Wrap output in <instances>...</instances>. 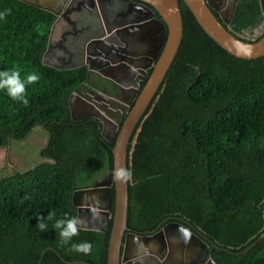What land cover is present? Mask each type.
Here are the masks:
<instances>
[{"label": "trees", "instance_id": "16d2710c", "mask_svg": "<svg viewBox=\"0 0 264 264\" xmlns=\"http://www.w3.org/2000/svg\"><path fill=\"white\" fill-rule=\"evenodd\" d=\"M4 9L11 14L0 21V70H18L21 79L35 72L40 79L26 86L27 106L0 92V148L24 139L35 126L47 133V143L37 164L0 172V264H106L113 202L106 232L80 228L73 237L92 244L88 255L61 246L53 229L65 214L76 215L74 191L91 187L103 174L112 177L114 141L102 136L97 119L76 121L69 114V97L87 71L43 62L56 19L52 12L20 0H0ZM179 9V49L127 147L133 178L126 227L139 235L167 221L193 225L212 239L217 264H264V237L242 252L264 232V56L228 53L183 0ZM231 21V29L224 27L234 36L246 42L261 38L264 27L254 39L243 34L264 21L262 0H237ZM151 115L146 139L152 142L138 147V130ZM187 147L194 153L186 158ZM38 217L45 218L44 232Z\"/></svg>", "mask_w": 264, "mask_h": 264}, {"label": "water", "instance_id": "95a60500", "mask_svg": "<svg viewBox=\"0 0 264 264\" xmlns=\"http://www.w3.org/2000/svg\"><path fill=\"white\" fill-rule=\"evenodd\" d=\"M27 4L36 6L41 9L52 12L57 16L56 21L64 12L68 10L73 0H55V5H47L44 2L52 3L50 0H20ZM49 1V2H48ZM131 8L129 7L128 13H145L146 15L127 22L126 24L116 27L115 31H130L142 29L145 32V27L150 22H155L161 29V36L158 39L155 53L150 56L149 64L143 67H136L134 71L129 67V74L132 72L142 74L144 79V85L139 93L138 91V78L131 77L130 81L117 82L125 87L131 94L129 104L133 101L132 106L129 108L127 104L121 103V101H115L116 105H113V109L117 115H108V120L101 119L97 114L89 111L76 118L73 115V99L76 97L74 93H71L69 97V109L73 120H80L84 118H98L102 123V136L109 142L114 141L112 147L113 158V171L112 177L107 176L106 182H102L99 186L93 185L88 188L78 189L72 194L73 205L77 209L76 216H78L83 224L80 228L91 229L97 231H107L108 220L111 217V204L114 203V209L112 213V225L109 233V240L107 246L106 264H120L128 259L137 260L140 256L154 252L150 249V244L157 245V250L161 249L162 253L165 251L164 244H157L154 238L157 237L159 242L163 241V230L166 229V236L170 238V235L177 238H187L192 231L182 226L178 222H171L164 226L162 230L157 231L151 235H138L135 233H127L124 244L122 245V237L126 230L127 220V203H128V182H120L115 179L114 173L116 169H127L126 157L127 147L131 135L143 116L145 110L149 106L155 93L159 89L170 65L172 64L174 57L179 49L181 39L183 36L182 15L179 9V0H129ZM193 17L203 29V31L221 48L228 53L243 59H255L264 56V34L258 40L246 42L239 37L231 34L223 24L215 17L210 10V4L205 0H183ZM264 6V0H262ZM155 12L158 13L160 19L154 17ZM137 16H135L136 18ZM226 23L229 20L225 21ZM55 22L51 27L49 35L48 45L43 55V62L45 61V54L49 50V42L51 40V34L54 28ZM117 29V30H116ZM114 31V32H115ZM129 32V33H130ZM101 41V40H99ZM150 41V40H149ZM151 46V43L149 44ZM95 55L99 60L105 57L103 52H96ZM149 58L148 55L142 54ZM132 58H139L138 54H131ZM50 65V64H49ZM151 71L147 74V69ZM88 70L90 66L88 65ZM130 75H126L124 79H128ZM86 107V105L84 106ZM89 108V107H88ZM122 120V125L118 130L115 137L117 127ZM115 138V139H114ZM31 167V166H30ZM16 169V168H15ZM108 190L107 193V205H99L97 203H90L95 192L100 191L98 187ZM181 229L178 231L177 229ZM195 242L192 244L195 246L193 249L192 258L196 260V264H217L211 257L210 247L201 240L197 235H193ZM264 237L262 232L255 241L242 250L245 253L249 248L254 246ZM150 243V244H149ZM121 246L123 247L122 257H120ZM131 251V254L129 252ZM161 256L162 254H158ZM194 262L195 261H191Z\"/></svg>", "mask_w": 264, "mask_h": 264}, {"label": "flooded vegetation", "instance_id": "af4514ba", "mask_svg": "<svg viewBox=\"0 0 264 264\" xmlns=\"http://www.w3.org/2000/svg\"><path fill=\"white\" fill-rule=\"evenodd\" d=\"M205 1L207 3L209 2L211 6L210 10L221 24L227 29H231L233 27L231 20L237 0ZM44 3L54 6L55 0H53L52 3H47V1ZM129 7L131 8L129 0H73L68 10L59 16L57 21L56 16L51 40L49 42L50 47L47 54H45V61L58 69L67 70L85 67L87 71L86 79L78 84L72 92L76 96L73 99V115L76 118L80 117L84 111H89L97 114L103 120H108V115H117L112 107L116 105L115 101H121V103L127 104L129 108L134 102L133 99L129 104V100L132 98L130 95L131 93L117 81H130L133 76L134 78H138V83L140 85L144 80L142 74L136 72L129 74V67L132 66L133 68H131L136 71V67L141 68L149 64L150 56L155 53L154 51L158 39L161 36V29L155 22L151 21L150 24L145 27V32L142 29L133 30L132 32L115 31L116 27L146 15L145 13H128ZM135 16L137 17L135 18ZM154 17L160 19L157 12H155ZM227 20H229L228 23L225 22ZM263 27L264 21L259 26V32L256 33V29H253L252 33H250L251 36L247 38H256L258 34L261 33ZM150 43L151 46L149 45ZM96 52H103L105 57L99 60L95 55ZM135 53L141 57L132 58L130 56ZM142 54L148 55L149 58ZM88 65L90 66V70H88ZM149 69L150 68L146 70L147 74ZM127 74L130 76L128 79H124ZM85 105L86 107H84ZM69 114L71 117L70 109ZM94 119H97L101 123L98 118ZM46 143L47 140L42 139L40 144L42 149L46 146ZM41 160H43V158H41ZM101 183L102 182L95 181L91 186H99ZM98 189L100 191L95 192L97 196L94 195L90 203L103 205L107 202L108 190L106 191V189H103L101 186L98 187ZM105 205H107V203ZM171 222L172 221H167L163 224H159L155 231L148 229V234L141 233L139 235L154 234ZM186 228L191 230L193 235L199 236L201 240L210 247L211 252V247L213 245L210 243L212 239L207 233L200 232L193 225H189ZM127 233L135 232L126 227L122 237V245L124 244ZM192 234L187 238L179 237L176 239L173 235L167 238L166 229H164L163 241L161 240V242H159L157 237L154 238L155 243L165 245V251L163 253L161 249H156V244L149 243L150 249L154 252L142 255L137 260L128 259L120 264H196V260L192 258V255L193 249L197 245L194 246L192 244L193 241L195 242ZM122 253L123 247L121 246L120 257H122ZM129 254H131V251ZM158 254L162 255L159 256ZM191 261H195V263Z\"/></svg>", "mask_w": 264, "mask_h": 264}, {"label": "clouds", "instance_id": "9594fccd", "mask_svg": "<svg viewBox=\"0 0 264 264\" xmlns=\"http://www.w3.org/2000/svg\"><path fill=\"white\" fill-rule=\"evenodd\" d=\"M10 14V9L0 11V21H3ZM39 79L40 76L35 72L26 74V77L21 79L18 70H0V92H3L12 101L20 102L27 106L26 86L35 84ZM114 176L120 182H130L133 178L131 169L123 168L116 169ZM53 215L54 213L49 212L46 218L51 219ZM44 219L38 217L37 227L41 232L47 230ZM82 224L83 221L78 216L65 214L63 218L55 221L53 229L58 232L59 244L61 246H68V251L70 252L88 255L92 251V244L90 242H73V237L78 236ZM177 230L181 231L179 227Z\"/></svg>", "mask_w": 264, "mask_h": 264}, {"label": "rangeland", "instance_id": "374dc122", "mask_svg": "<svg viewBox=\"0 0 264 264\" xmlns=\"http://www.w3.org/2000/svg\"><path fill=\"white\" fill-rule=\"evenodd\" d=\"M259 32V27L256 29V33ZM244 36H251L249 32H244ZM260 35V34H258ZM157 108H155L154 112L156 113ZM154 123V117L151 115L148 119V123L146 121L140 126L138 130V139H136V144L138 147L147 146L152 141L147 140L146 136L150 134ZM42 139L47 140V133L42 129L41 126H35L32 131L28 134V136L22 140H10L9 144L6 148H0V172L7 173L14 170L15 168L18 171H23L24 169L33 166L41 161L40 151L42 149L41 141ZM43 143V142H42ZM187 144H191V142H186ZM190 147H187L184 150V156L191 157L193 155L194 150L192 148V152L189 151ZM181 153V149L179 150ZM107 174L99 176L97 178V182H106ZM95 196L96 193L94 194ZM100 205V204H99Z\"/></svg>", "mask_w": 264, "mask_h": 264}]
</instances>
